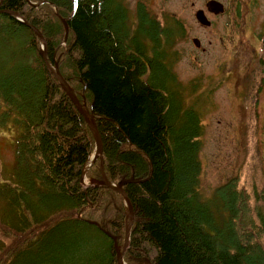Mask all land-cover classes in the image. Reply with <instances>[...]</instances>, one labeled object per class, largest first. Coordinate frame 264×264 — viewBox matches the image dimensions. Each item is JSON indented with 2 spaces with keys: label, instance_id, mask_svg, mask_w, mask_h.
Masks as SVG:
<instances>
[{
  "label": "trees",
  "instance_id": "1",
  "mask_svg": "<svg viewBox=\"0 0 264 264\" xmlns=\"http://www.w3.org/2000/svg\"><path fill=\"white\" fill-rule=\"evenodd\" d=\"M3 9L29 26L0 14V134L12 133L14 154L11 182L0 183V264H117L125 237L123 197L82 184L95 140L31 27L94 117L106 177L133 205L125 262L264 264V206L249 177L202 195L201 118L174 69L179 22L163 28L142 3L131 17L126 0H4ZM86 176L101 180L100 161Z\"/></svg>",
  "mask_w": 264,
  "mask_h": 264
},
{
  "label": "rangeland",
  "instance_id": "2",
  "mask_svg": "<svg viewBox=\"0 0 264 264\" xmlns=\"http://www.w3.org/2000/svg\"><path fill=\"white\" fill-rule=\"evenodd\" d=\"M208 1L126 0L131 17L142 3L163 28L172 18L186 32L177 39L180 56L174 69L189 91L188 105L201 118L204 199H212L216 189L244 175L242 180L248 176L251 181L254 200L264 206V0H215L224 4L226 14L210 16L212 27L203 29L194 15L199 9L206 11ZM195 37L205 52L195 49ZM194 89L198 91L193 94ZM12 151V133H1L0 183L11 182ZM83 184L90 182L84 179Z\"/></svg>",
  "mask_w": 264,
  "mask_h": 264
},
{
  "label": "water",
  "instance_id": "3",
  "mask_svg": "<svg viewBox=\"0 0 264 264\" xmlns=\"http://www.w3.org/2000/svg\"><path fill=\"white\" fill-rule=\"evenodd\" d=\"M2 5H3V0H1V2H0V14L9 15V16L19 20L20 22L24 23L25 25L29 26L20 13L4 10L2 8ZM207 8H208L210 13H213L215 15H220V14L225 13L223 5H221L220 3L216 2V1H210L207 4ZM196 19L203 26L209 27L211 25V22L206 18L204 12H202V11H199L196 13ZM62 22H63V25H64L65 30H66V38H67L68 31H69L68 26H67L65 21L62 20ZM31 28L36 33L37 37L41 40V43L43 45V53H42L43 55L42 56L46 62L47 68L55 76V78L57 79V81L59 82L61 87L64 89L67 96L70 98L71 102L74 104V106L79 111V113L83 116L88 128L90 129L91 133L93 134V136L95 138L96 148H97L98 154L95 156L93 161L88 166H92V164L95 163L97 159H99L101 162L100 166H101V171H102V180L100 182H95L94 184L97 186L106 187L107 189L118 193L119 195H121L125 199V201L127 203L125 242H124V245L122 248H119L117 245L115 247L116 252H117V263L118 264H124L123 255L126 252L128 245H129L130 236H131V228H132L133 219H134L133 206H132L127 194L122 189V185L117 186L115 184H112L106 178V175L104 172V163H103V144H102V139H101L99 130H98L97 125L95 123V119L89 114L86 106L79 102L75 92L72 90V88L65 82V80L61 76L58 67L57 66L53 67L51 64L48 63V61H47V44H46L45 40L43 39V36L40 34V32L37 29H35L34 27H31ZM194 43L196 46H199V41L195 40Z\"/></svg>",
  "mask_w": 264,
  "mask_h": 264
},
{
  "label": "bare ground",
  "instance_id": "4",
  "mask_svg": "<svg viewBox=\"0 0 264 264\" xmlns=\"http://www.w3.org/2000/svg\"><path fill=\"white\" fill-rule=\"evenodd\" d=\"M1 1V0H0ZM87 108V107H86ZM88 109V108H87ZM89 111V110H88ZM98 128V127H97ZM98 154V152L96 151V155Z\"/></svg>",
  "mask_w": 264,
  "mask_h": 264
},
{
  "label": "flooded vegetation",
  "instance_id": "5",
  "mask_svg": "<svg viewBox=\"0 0 264 264\" xmlns=\"http://www.w3.org/2000/svg\"><path fill=\"white\" fill-rule=\"evenodd\" d=\"M205 52V51H204Z\"/></svg>",
  "mask_w": 264,
  "mask_h": 264
}]
</instances>
